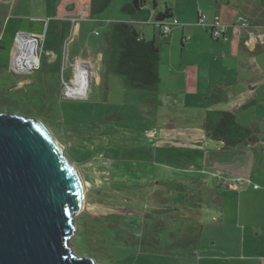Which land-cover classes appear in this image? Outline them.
Masks as SVG:
<instances>
[{
  "label": "rangeland",
  "instance_id": "obj_1",
  "mask_svg": "<svg viewBox=\"0 0 264 264\" xmlns=\"http://www.w3.org/2000/svg\"><path fill=\"white\" fill-rule=\"evenodd\" d=\"M77 1L0 0V111L46 123L55 141L62 146L66 162L79 172L84 196L81 212L74 216L75 233L70 240L74 253L84 256V246L76 243L79 240L74 242L78 233L76 219L84 213L92 216L110 213V209L100 204L99 194L113 184V163H119L124 168L127 163H132L137 165L139 174L146 179L144 181L156 177L159 180L160 176H164L163 180L199 179L203 207L200 214L192 212L191 215L200 219L202 229L194 234L184 230L191 234L193 242H189L187 246H179L178 250H175V246L168 249L166 246L176 243L177 238L184 245L186 241H190L180 231L181 223H168L171 227L169 230L154 220L153 216H148V211L144 209L142 214L137 215H145L140 232L144 247L129 258L128 262L117 264L252 263L257 254L260 256L263 253L246 244L244 254L242 235L244 226L260 222L259 218H254V209L258 213L260 211L259 199L255 194H240L241 187L246 184L251 189L257 187L260 192L264 191V155L257 152V161L243 164L240 157L244 146H238L235 150L225 149L220 154L221 166L212 169L207 166L204 152L200 159L198 150L187 139H174L178 130L187 134L200 132L199 128L203 124L201 114L206 106V101L202 100L204 95L202 98L201 95L198 96L199 99L189 94L183 96V79L179 78L176 82V78L171 80L172 76H169L168 65L171 59L177 72L189 64L188 53L182 52L183 47L179 43L180 30L176 29L175 36L172 33L159 35L165 46L160 50V69L164 81L160 83L158 90L150 93L126 90L120 78L113 75L105 77L100 65L106 52L103 42L108 26L121 19L131 18L122 11V7L133 0H110L109 5L97 14L90 13L91 0H81L80 5ZM173 1L161 0L159 4H163L164 9L166 2ZM146 2L151 11H156L154 0ZM77 8H80L81 13L73 18L79 19L74 29L69 17L74 15ZM153 25H147L146 29H152ZM156 29L157 34L161 33ZM24 34L39 38L37 56L42 65L20 74L12 65V52L19 36L29 40L22 37ZM162 42L158 41L159 48L164 44ZM80 62L91 65L92 83L85 98L72 99L65 96L66 89L77 83ZM80 79L79 84L82 82V74ZM261 107H258V111ZM258 111L252 107L241 117L248 119V122L254 121L260 115ZM145 128L151 130L150 138L143 134ZM200 146L204 148L203 145ZM208 151L212 152L213 149ZM209 154L211 158V153ZM153 155L154 162H147ZM260 157L263 158L260 160ZM243 166L251 179L241 181L236 176L238 168L242 171ZM214 179L224 180L222 184L226 183L225 187H217ZM235 183L237 190L228 188ZM190 188V193L199 194ZM257 189H254V193L259 194ZM258 213L255 217H258ZM249 229L246 227L247 235ZM155 239H160L159 245L162 247L155 248L152 243ZM89 258L95 264H109ZM115 259L112 258L113 261Z\"/></svg>",
  "mask_w": 264,
  "mask_h": 264
},
{
  "label": "trees",
  "instance_id": "obj_2",
  "mask_svg": "<svg viewBox=\"0 0 264 264\" xmlns=\"http://www.w3.org/2000/svg\"><path fill=\"white\" fill-rule=\"evenodd\" d=\"M144 1L133 0L130 4L126 3L122 11L134 16L145 6ZM109 2L110 0H91L90 13H100L109 5ZM171 18L173 17L170 10L166 9L157 16L155 22L169 21ZM161 35L164 34L161 33ZM1 42L0 30V44ZM103 44L106 52L101 59L100 68L105 77L113 75L120 78L126 90L148 91L149 93L158 90L161 83V57L157 39L147 40L134 23L118 21L108 26ZM217 87L216 91L209 94V99L214 102H220L222 98L220 96L222 87L220 85ZM203 123L204 136L213 142L221 143L223 150H232L241 145L253 146L258 142L257 133L251 127L240 124L231 112L208 111ZM144 133L148 138L151 130L145 128ZM154 159V155L150 156L147 162L153 163ZM136 168L137 165L132 163H127L126 168L119 163H113V184L99 194L100 204L110 209L111 212L93 216L84 213L76 219L78 233L74 242L79 240L80 243L79 241L76 243L84 246L82 253L85 257H93L97 261L109 264L128 262L129 258L144 247L140 232L141 222L145 215L137 216L142 214L144 209L148 211V216H153L154 220L159 221V224L162 223L168 229L171 228L168 223L170 225L181 223L180 231L184 234V238H189L190 241H186L184 245L178 242L179 238H177L176 243L166 246L168 249L171 248L170 246H175V250H178L179 246H187L192 241L190 235L201 231L200 219L191 215L192 212L200 214L203 207L199 179L192 178V181L181 178L163 180L164 176H158L159 180L156 177L144 181L146 179L139 174L140 170ZM147 173L146 170L145 174ZM130 176H135V178ZM190 187L199 194L190 193ZM184 230L191 234L188 232L187 234ZM152 243L156 246L155 248L162 247L159 245L160 239H155ZM112 258L120 260L113 261Z\"/></svg>",
  "mask_w": 264,
  "mask_h": 264
},
{
  "label": "crops",
  "instance_id": "obj_3",
  "mask_svg": "<svg viewBox=\"0 0 264 264\" xmlns=\"http://www.w3.org/2000/svg\"><path fill=\"white\" fill-rule=\"evenodd\" d=\"M79 1L82 3L81 0H78L77 3ZM146 1H144L145 6L136 15H130L131 18L121 19L120 21L132 22L135 26L138 25L137 29L147 40L152 41V39H157L160 43L162 42L159 38L161 33L157 34V29L152 22L156 20L160 13L166 11V9L170 10L172 17L178 20L179 25L182 23L181 27L177 25L179 28L175 26L176 28L172 29V34L175 36L177 34L176 29L180 30L178 31L181 32V34L179 33V43L183 47L182 52L188 53L189 59V64L183 70L180 69L179 72L175 71L174 62L171 59L172 62L170 61L168 65L169 76H172L171 80L176 78L174 81L178 82L179 78L183 79L182 83L185 85L183 96L189 94L198 99L200 95L201 98L202 95L205 96V98H202V100L206 101V106L201 114L203 122H205V116L208 111H228L236 116L240 124L251 127L257 133L258 142L255 145H241L244 146L240 157L242 163L253 164L258 159L257 152L264 155V0H174L172 3L166 2L164 9L162 7L163 4H159L161 0H154L153 4L156 8L154 12L150 10ZM80 8H77L73 12L75 16L71 15L69 17L72 20L74 29L77 21H74L73 18L77 17L76 15L79 12L81 13ZM200 13L205 14V16L207 15L208 24L213 21L214 17H220L226 27L225 34L227 40H219L218 42L214 40L209 33L208 27L198 24ZM147 25H153V28L147 30ZM66 26L71 25L66 24ZM29 41L31 40L22 39L20 36L16 39L12 52L13 67L14 64L18 66L16 62L18 61L17 59L22 58L21 55L31 53L33 46ZM60 41L63 44L62 39ZM38 43L39 41L35 42V48L37 50H34V56L38 53ZM162 43L164 44L159 50L165 46V42ZM85 64L88 67L87 70L90 77L92 71L91 65L80 62L78 64L79 67L81 66L80 71H82V66ZM80 71L78 81L81 80ZM160 75L162 83L164 79L162 78L161 69ZM99 78L98 76V83L100 82ZM219 85L222 87L220 94L222 97L221 101H211L209 94L216 91ZM202 90L203 92H201ZM260 106H262V109L258 111V107ZM252 107L260 115L251 122H248V119H242V114L247 113L248 109ZM203 128L204 123L199 128L200 132L194 131L187 134L178 130L173 138L177 139L179 137L177 140L187 139L189 144L198 150L200 159L204 152V156L208 161L207 166L212 169H217L221 166L219 160H221L220 154L223 152V145L213 142L204 136L205 132ZM261 135H263V138ZM148 136L150 138L151 134L149 133ZM200 145H203L204 148ZM210 149H213V151L209 152L208 150ZM214 150H216V153ZM250 150L253 152L250 153ZM209 153H211V158L209 157ZM262 158L260 157V160ZM236 176L241 178V181L251 179V176H249L245 168L242 171L238 168ZM213 181L217 183V187L224 186L222 184L224 180L214 179ZM228 188L237 190L233 186H229ZM238 189L240 188L238 187ZM254 189H251L247 184L241 187L240 196H242V192L249 195L255 194L259 199L260 205L259 213L254 209V215L256 216L258 213V217L254 216V218H259L260 222L255 221L251 226H244L242 249L245 254V246L248 244L255 251H261L263 254L260 256L257 254L256 258L252 260L253 262L249 264H264V191L260 192L257 189L259 192L257 194L254 193ZM241 213L242 211L240 209ZM246 227L250 228L248 235ZM245 259L247 258L245 257Z\"/></svg>",
  "mask_w": 264,
  "mask_h": 264
},
{
  "label": "water",
  "instance_id": "obj_4",
  "mask_svg": "<svg viewBox=\"0 0 264 264\" xmlns=\"http://www.w3.org/2000/svg\"><path fill=\"white\" fill-rule=\"evenodd\" d=\"M61 148L43 121L0 111V264H95L70 244L84 193Z\"/></svg>",
  "mask_w": 264,
  "mask_h": 264
},
{
  "label": "bare ground",
  "instance_id": "obj_5",
  "mask_svg": "<svg viewBox=\"0 0 264 264\" xmlns=\"http://www.w3.org/2000/svg\"><path fill=\"white\" fill-rule=\"evenodd\" d=\"M22 37L27 38V39L32 41V42H29L33 46L31 49L32 50L31 51L32 56H31L30 52L26 53L25 55H21L22 58L17 59L18 61L16 60L17 61L16 63H18V66L14 64V68H15L16 72L25 73V71H27V70L30 71L35 65H38L39 57L37 56V54L34 56V53H35L34 50L36 49L35 48L36 47L35 42L37 41V39H35L33 37H29V36H24V35ZM33 41H35V42H33ZM19 62H20V64H19ZM83 67H84V69H82V71H80V74H82V82L79 84V81H78L75 85L67 86L66 96L69 98H83V97H85V94H88L87 91H89L90 77L88 74L87 65L85 64L82 66V68Z\"/></svg>",
  "mask_w": 264,
  "mask_h": 264
},
{
  "label": "built area",
  "instance_id": "obj_6",
  "mask_svg": "<svg viewBox=\"0 0 264 264\" xmlns=\"http://www.w3.org/2000/svg\"><path fill=\"white\" fill-rule=\"evenodd\" d=\"M207 15L205 16V14L200 13L199 16V20H198V24L200 26H204V27H208L209 33L211 35V37L214 40H217V42L219 40H227L226 38V27L225 25L222 23L221 18L216 16L214 17L213 21L211 23H207ZM79 20V19H77ZM76 19L74 21H77ZM154 25L156 28H158L162 34L164 35H168L172 32V29L174 26H179V22L177 19H174L173 21H158V22H154ZM96 35H98L96 33ZM41 67V60H39L38 65H35L31 70H34L35 68H40ZM66 96V95H65ZM224 183V187H225ZM234 188H236L237 184L235 183L234 185H231ZM255 189H257V187H255Z\"/></svg>",
  "mask_w": 264,
  "mask_h": 264
},
{
  "label": "clouds",
  "instance_id": "obj_7",
  "mask_svg": "<svg viewBox=\"0 0 264 264\" xmlns=\"http://www.w3.org/2000/svg\"><path fill=\"white\" fill-rule=\"evenodd\" d=\"M67 97V96H66Z\"/></svg>",
  "mask_w": 264,
  "mask_h": 264
}]
</instances>
